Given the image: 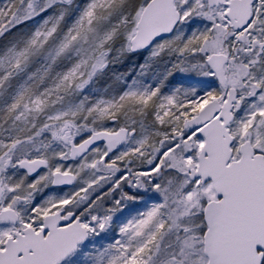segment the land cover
<instances>
[{
    "label": "snow or ice",
    "instance_id": "obj_1",
    "mask_svg": "<svg viewBox=\"0 0 264 264\" xmlns=\"http://www.w3.org/2000/svg\"><path fill=\"white\" fill-rule=\"evenodd\" d=\"M0 264H264V0H0Z\"/></svg>",
    "mask_w": 264,
    "mask_h": 264
}]
</instances>
